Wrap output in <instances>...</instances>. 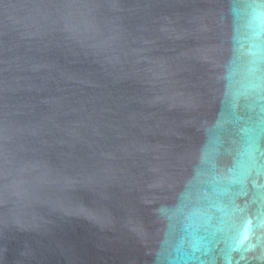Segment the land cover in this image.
Here are the masks:
<instances>
[{
    "label": "water",
    "instance_id": "95a60500",
    "mask_svg": "<svg viewBox=\"0 0 264 264\" xmlns=\"http://www.w3.org/2000/svg\"><path fill=\"white\" fill-rule=\"evenodd\" d=\"M0 264H264V0H0Z\"/></svg>",
    "mask_w": 264,
    "mask_h": 264
}]
</instances>
